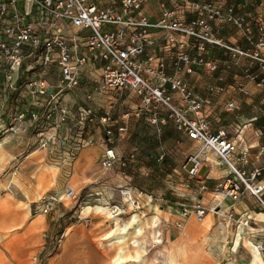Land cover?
Wrapping results in <instances>:
<instances>
[{"label":"built area","instance_id":"2783aa9c","mask_svg":"<svg viewBox=\"0 0 264 264\" xmlns=\"http://www.w3.org/2000/svg\"><path fill=\"white\" fill-rule=\"evenodd\" d=\"M150 1L152 0H0V135L18 131L16 127L10 128L8 120L2 115L7 101L3 96L1 83H7L10 88L13 83H19L22 79L32 96H48L51 91L47 77L54 67L59 68L63 89L50 95V104H55L56 107L59 105L57 116L63 121L71 117V111L67 105L60 106L62 92L72 91L79 86L82 69L101 64V74L96 83H100L102 92L134 91L145 108L152 113L154 123L160 120V110L165 109L175 129L201 145L199 152L191 155L187 161V164L192 163L187 171L191 178L195 179L199 175L201 156L212 152L223 163L230 165L237 177H227L219 184L218 192L233 200H240L249 192L264 209V162L255 167L249 176L238 169L237 163L242 166L248 163V152L243 151L236 157L238 146L228 132L223 129L215 132L203 116L207 101L194 96L181 80L166 77L167 62L164 57L144 58L146 47L151 41L152 29L194 38L197 41L196 47L201 52L205 50L206 44L223 45L214 37L212 22L221 17L230 1L241 0H157L161 6V16L156 22L151 21L145 13ZM167 1L174 7L184 3V9L195 14V18L191 21L178 18L175 9L166 7ZM224 21L239 27L244 24L243 18L234 19L231 16ZM260 24V30L263 31L264 24ZM167 41L171 44L178 42L173 36L168 37ZM256 48H264V39L256 43ZM234 51L238 55H248L239 49ZM254 58L264 62L259 53H255ZM174 60L177 66L183 63L189 67L187 71H191L192 59L184 42L178 43ZM208 66L212 70L216 68L215 64ZM166 83H170L171 90L183 94L186 104L184 108L174 103L166 89ZM232 107L230 104L229 108ZM92 114L91 109H81L84 119ZM25 116L21 114L17 119L21 120ZM37 118L34 113L30 120ZM118 131L120 137H125V126H121ZM107 134L108 142L113 143L111 130ZM49 142L44 141L41 147H50ZM92 143V140L87 142ZM84 144L80 142L77 148L65 149L66 159L63 160L73 161ZM116 159L114 149H108L103 156L102 166L109 168ZM206 190L207 184L203 181L198 191L205 193ZM74 198L75 190L68 187L41 203L37 202L35 213H48L66 199ZM130 201L133 210L141 208L138 200ZM206 202L201 196L194 205V212L200 221L208 212L216 210V206L210 207ZM111 207L115 213L122 214L118 206ZM188 213L186 210L183 215L188 216ZM239 220L248 224L252 217L243 214ZM258 247L264 250V245Z\"/></svg>","mask_w":264,"mask_h":264},{"label":"rangeland","instance_id":"374dc122","mask_svg":"<svg viewBox=\"0 0 264 264\" xmlns=\"http://www.w3.org/2000/svg\"><path fill=\"white\" fill-rule=\"evenodd\" d=\"M183 84L189 87L188 83ZM90 85L92 88L89 89L94 88L97 94L95 97L91 96L94 99V114L86 119L81 116L80 106L84 107L82 104L73 103L70 107L68 106V109L72 111L71 117L63 121L59 120L57 116L59 105L56 107L55 104L44 106L33 104L36 109L33 112L30 111L29 119L24 117L18 120V117H15L10 123V128H18L17 137L21 142L30 138L26 135L22 136L27 129H31V138L35 136V139L33 144L26 148V153L23 156H18L10 166L0 167V184L2 186L0 189V264H111L117 255V244H110L106 240L104 246L100 244L103 235L110 230L112 224L106 221L104 216L91 214L86 219L82 215L85 205H102L100 204L101 197L83 191L81 198L76 196L72 200L66 199L63 204L56 205L48 213H37L38 216L33 218L37 215L35 213L37 203L31 204L29 213L28 200L22 189L13 181L14 177H19L23 182L26 181L25 185L32 184L31 176L41 164L38 165L39 161L37 162L36 159L32 161L28 157L33 152L45 150L46 148L41 147L44 141H50L49 153L51 150L54 152L51 159L55 158L63 162L65 149L69 147L73 149L79 145L77 133L81 130L87 133V135L78 137L82 143L87 144L90 137L99 135L104 139L105 144L114 149L117 159L111 167H103V158L101 160V167L105 172L104 177L123 173L126 181V183L113 187L108 203L103 206H118L122 211L120 216L125 219L139 211L142 212L140 214L144 215V218H150L155 213L159 214L162 218L165 239H162V251L165 255H169L170 252H178V245L182 244L184 250L181 252L179 260L181 264H186L188 252L185 243L188 236L183 235L179 240H175L182 235L189 219L183 216V212L187 210L188 216H192V220L198 224L205 221H200L194 212V205L198 197V184L185 169L189 157L196 153L195 141L175 129L165 109L160 110L159 117L162 122L159 121V126H156L151 117L147 115L151 113L134 91L102 92L99 88L100 83H88L87 86ZM168 86L170 87V83H166L167 91ZM57 88L58 91L62 90L63 84L60 83ZM69 92L66 90L62 94L66 95ZM175 92L180 94V98L185 104L183 94L179 91ZM175 92L170 87L169 95L172 96ZM178 107L184 108L185 106ZM138 110L143 111L141 118L136 120L130 116L125 137H120L118 131L122 126L119 121L120 117L127 113L133 115ZM34 113L38 118L31 121V115ZM22 114L26 115V113ZM88 129L91 131L90 135L87 132ZM108 130L113 133V143L108 142ZM210 157L214 156L210 155ZM51 161L47 165L58 164L57 161ZM15 163L17 166H14ZM59 167H62L60 170H56L59 182L49 192L43 194L38 202L41 203L44 199L54 196L53 191L57 189L66 190L68 187H73L78 193L77 182L74 179L71 180V163L59 165ZM206 171L207 168L203 169L201 174H205ZM124 191H130L133 196L132 200L140 202L139 210H133L129 214L132 209L129 208V203L124 201L125 196H122ZM221 197L225 196L220 195L218 200ZM210 198L215 199L213 196ZM238 220L236 219L234 224L229 222L228 231L220 238L207 237L208 244L204 242L206 239L204 235L192 236L187 239L189 250L194 254L193 260L195 261L196 258L197 263L200 264L211 259L208 245L213 241H217V245L223 246L221 258L223 262L221 264H238L241 256L244 259L250 257L251 251L243 246V242L238 252L233 253V242L236 240L239 232L238 227L241 225ZM55 221H57L56 225ZM59 223L61 226L58 225ZM250 227L254 226L250 224ZM68 229L71 234L66 236L65 233ZM248 229L250 232V228ZM256 232L255 230L254 233ZM6 233L7 236H4ZM245 237L251 241L254 240L249 238L252 237L251 235ZM252 242L260 246L257 242ZM260 250L264 256L263 250L261 248ZM193 260L189 264H193ZM122 264L136 263L127 260Z\"/></svg>","mask_w":264,"mask_h":264},{"label":"crops","instance_id":"0c3cea01","mask_svg":"<svg viewBox=\"0 0 264 264\" xmlns=\"http://www.w3.org/2000/svg\"><path fill=\"white\" fill-rule=\"evenodd\" d=\"M183 5L184 3H179L178 6L174 7L169 1L166 3V7L177 11L178 18L191 21L196 15L186 11ZM145 13L151 21L156 22L161 16L159 1H150L145 8ZM228 16L234 19L243 18V26L239 27L232 22L224 21ZM261 22L264 24V0L230 1L222 11L221 17L212 22L214 37L220 40L223 45L206 44L205 50L201 52L197 49V41L194 38L184 37L181 34L171 33L167 30L152 29L150 31L151 41L146 47L144 54V58H148L149 56L164 57L167 62L165 68L166 77L170 79H179L183 83H188L190 87L188 88L194 96L207 101L203 116L210 122L215 132L221 129L228 132L229 137L234 140L238 146L236 157L243 151L248 152V163L243 166L238 163L236 164L237 168L244 171L248 176L255 167L262 165L264 162V62L254 58V54L259 53L260 57L264 59V48L259 50L256 48V43L260 39H264V30H260ZM170 36L175 37L178 42L173 44L169 43L167 40ZM181 42H184L185 48L192 59L190 72L187 71L189 67H186L183 63H180L178 66L174 64L178 43ZM236 49L245 51L248 53V57L238 55L234 51ZM209 64H215L216 68L213 70L209 69ZM100 68L101 64L94 66L90 65L82 69L81 83L68 94H61L62 101L60 106L67 105L70 107L71 104L78 103L79 105H84V107L80 106V110L91 109L93 111V97H95L97 92L94 91V88L92 90L89 89L92 88V85H87L88 83H96L101 74ZM47 79L49 81L50 93L55 94L58 92L57 86L60 84L59 68L54 67ZM22 81L21 79L19 83H13V87L10 88L7 83H1L3 96L7 101L6 109L2 115L8 120L9 124L12 123L15 117L22 113H26L28 105L30 106L29 112H27L25 116L26 119H29L28 114L30 111H35L36 108L34 105L40 104L39 106H44L50 104L51 94L48 96L34 97L28 94L29 89L26 83H22ZM168 91H170L169 86ZM172 99L176 105L186 106L181 100L180 94L176 92L173 93ZM25 104L27 105L24 106ZM230 104L233 105L232 108H229ZM142 112V110H138L136 113H133V115L127 113L120 117L119 121L122 126L126 127L130 121V116L131 118L139 120L143 114ZM147 115L151 117L153 122L154 117L152 113ZM159 121L162 122V119L160 118ZM159 121L155 123L156 126H159ZM26 132L22 136L26 135L30 138L22 142L17 137L18 133L14 134L12 131L0 135V146L5 151L7 159L0 163V167L4 168L10 166L14 160H17L18 156H23L26 153V148L33 144L35 136L31 138V129H27ZM87 132L89 135L91 134L89 129ZM84 134L87 135L83 130L77 133L78 143L82 141L78 137H82ZM89 140H92L93 143L84 144L77 151L73 161L63 160L62 162L55 158L51 159L53 158L54 152L51 150V153H49L48 149H50V147L45 150L33 152L29 155L28 159L32 161L36 159L37 162L39 161L38 165L54 166L57 170L62 168L59 167V165L63 166L67 163H71V180L74 179L77 182L79 189L77 193L76 190L71 187L75 190L76 196L81 198V192L83 191L93 193L101 197L100 204L106 205L110 194H112L111 190L113 187L126 183V181L123 177V173L115 174L111 177H104L105 172L101 167V160L105 152L112 148L109 147L108 144H105L104 139L99 135H93ZM195 143L196 153L194 155L201 149V145L197 142ZM210 155L214 157L211 159ZM64 159L66 158L64 157ZM201 159L202 167L195 181L198 184V188L203 181L206 182L207 190L205 193H200L197 189L198 197L196 198V203L200 200L201 196H203L207 201V205L210 207L216 206V210L207 213L203 219L205 221L199 224L192 220V216L183 215L189 218L185 228V230H188V237L185 243V248L188 252L186 264L192 263L191 260L194 258L193 252L189 250L190 246L187 239L190 237L192 238V236L198 237L199 235H204L206 236L204 242L208 244L209 240H207V237L212 236L220 238L228 231L229 222L234 224L236 219H239L243 214L252 217V220L248 223L250 232L249 234H244L243 237L251 235L252 237L249 238H253L254 240L252 241L264 245V209L257 202V199L251 193L247 192L240 200H233L228 197H221L220 200H218L219 196L216 195H222L217 190L219 184L229 176L234 178L237 177L233 174L232 169L229 170L228 165L223 163L214 153L208 152L205 156H201ZM51 160L57 161L56 163H58V166L47 165V163L52 162ZM186 164L185 169L188 171L192 163ZM14 166H17V163H15ZM206 168V173L202 175L201 171ZM51 174L52 173H47L46 178L57 179L55 185L51 187L53 188L57 185L59 180L57 174ZM32 176V185H34L35 179L32 178ZM51 188L45 193L49 192ZM63 191L65 190L62 188L53 191V193L56 195ZM210 196L215 197V199H211ZM26 199L28 200L27 197ZM31 204L30 208H28L29 213L31 211ZM140 213L142 212L139 211L138 215H140ZM37 216L38 214L33 216V218ZM238 221L242 223L241 220ZM54 224L56 225L57 221H55ZM250 224L254 227H250ZM58 225L61 226L60 223ZM162 229L163 225L160 226V232L162 239H164ZM185 230L182 235L175 240H179L184 235ZM255 230L257 231L256 233H254ZM70 234L71 231L69 235ZM243 240L244 239H241L237 247L238 249H234L235 246H233V253L238 252ZM234 243L235 241L233 244ZM217 244V241H213V243L208 245L211 259H207L200 264H221V262H223L221 259L223 256V246L221 247V245ZM251 259L252 253L250 257L245 259L241 256L238 264H251ZM193 264H199L196 258Z\"/></svg>","mask_w":264,"mask_h":264},{"label":"bare ground","instance_id":"6f19581e","mask_svg":"<svg viewBox=\"0 0 264 264\" xmlns=\"http://www.w3.org/2000/svg\"><path fill=\"white\" fill-rule=\"evenodd\" d=\"M5 159L6 153L0 146V163ZM228 169L231 170L230 165H228ZM56 170L57 168L54 166H40L32 176V178L35 179L34 185H25L26 182H23L19 177H14L13 181L22 189L29 200L28 208H30L31 203H37L39 198L49 188L55 185L57 179H47L46 174L53 173V175H56ZM1 187L0 184V189ZM29 189L32 190L30 191ZM122 196H125L124 201L129 203L128 206L132 209L129 211V214L132 213L133 204L130 200L133 199V196L131 192L124 191ZM91 214L104 216L106 221L112 224V227L105 235H103L100 242L102 246H104L105 240L109 241L110 244H117V255L112 260L111 264H122L123 261L127 260L135 262L136 264H146L148 262L149 264H181L179 256L184 250L182 244L178 245V252H170L169 255H165L161 249L163 243L160 232L162 218L159 214L155 213V215L150 216V218H144V215L134 213L129 218L125 219L120 216V213H115L113 208L109 205H85L82 209V215L84 218L88 219ZM238 228L239 232L236 236L234 249H238L237 247L239 246L241 239H244L243 246L247 247L252 253L251 264H264L263 254L260 248L248 239V237H243L244 234H249L248 224L242 222ZM69 233L70 229L65 233L66 236H68ZM4 236H7V233ZM184 236H188L187 229L186 232H184Z\"/></svg>","mask_w":264,"mask_h":264}]
</instances>
